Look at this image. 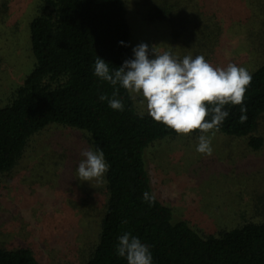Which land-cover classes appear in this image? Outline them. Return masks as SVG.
Returning a JSON list of instances; mask_svg holds the SVG:
<instances>
[{"label":"trees","instance_id":"obj_1","mask_svg":"<svg viewBox=\"0 0 264 264\" xmlns=\"http://www.w3.org/2000/svg\"><path fill=\"white\" fill-rule=\"evenodd\" d=\"M40 3L28 28L32 67L0 105V176L17 167L31 138L51 124L84 134L90 148L104 152L110 167L101 178L105 197L98 228L81 258L76 261L70 254L66 264H126L115 252L124 232L150 246L153 264H264V219L206 233L199 225L176 219L155 190L147 151L159 141L197 137L199 130L178 134L147 113L141 118L132 95L94 75L96 56L110 68L132 58L126 0ZM134 3L145 20L166 23L172 39L183 41L187 49L199 51L207 36L221 32L216 16L201 12L196 0ZM251 73L243 102L247 120L239 122L240 105H225L229 116L209 133L247 137L248 148L258 151L264 140L252 133L264 116V62ZM113 93L123 101V111L99 99L102 94L113 98ZM191 147L188 141L189 151ZM145 191L155 195L152 204L143 200ZM0 264L40 263L31 248L0 246Z\"/></svg>","mask_w":264,"mask_h":264},{"label":"rangeland","instance_id":"obj_2","mask_svg":"<svg viewBox=\"0 0 264 264\" xmlns=\"http://www.w3.org/2000/svg\"><path fill=\"white\" fill-rule=\"evenodd\" d=\"M196 1L221 27L219 36H207L199 51L174 41L166 23L145 20L134 0H126L131 51L143 42L157 52L171 50L180 58L202 55L213 66L234 63L250 72L264 62V0ZM40 5V0H0V105L32 67L28 28ZM132 97L138 112L147 113L140 98ZM252 134L264 140V116ZM206 135L211 137V155L198 153L197 137L190 134L159 141L147 151L156 192L176 219L206 233L262 221L264 147L252 151L247 137ZM87 148L84 134L59 125L31 138L17 167L0 176V246L31 248L40 264L81 258L98 228L105 197L101 179L76 178L80 153Z\"/></svg>","mask_w":264,"mask_h":264},{"label":"clouds","instance_id":"obj_3","mask_svg":"<svg viewBox=\"0 0 264 264\" xmlns=\"http://www.w3.org/2000/svg\"><path fill=\"white\" fill-rule=\"evenodd\" d=\"M119 43L123 44V41ZM93 73L99 79L119 85L130 95L139 97L147 115L163 123L178 134L199 130L195 150L204 155L212 154L211 130H219L229 111L225 105H240L239 122L247 120L244 106L245 92L251 83L252 73L245 67L228 63L224 67L211 65L202 55H185L182 58L171 50L157 52L146 43L132 49V58L125 59L117 68L96 56ZM108 106L124 110L121 99L100 95ZM145 111L138 112L141 118ZM207 117V119H206ZM76 178L80 181L99 180L105 176L110 165L99 148H87L80 153ZM143 200L152 204L155 195L145 191ZM116 255L126 264H153L150 246L141 239L124 232L117 238Z\"/></svg>","mask_w":264,"mask_h":264}]
</instances>
